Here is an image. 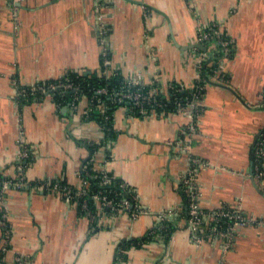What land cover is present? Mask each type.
I'll use <instances>...</instances> for the list:
<instances>
[{"label":"crops","instance_id":"1","mask_svg":"<svg viewBox=\"0 0 264 264\" xmlns=\"http://www.w3.org/2000/svg\"><path fill=\"white\" fill-rule=\"evenodd\" d=\"M97 11L109 25L110 66L145 78L157 72L164 83L191 84L196 52L203 50L191 46L198 25L217 22L225 30L232 43L223 63L226 86L206 84L191 147L211 164L197 174L200 204L210 208L233 200L246 212L264 215V179L252 174V148L264 128V0H0V171L14 175L17 144L24 139L34 148L29 182L45 177L77 185L89 161L123 178L148 208L136 217L101 215L93 225L55 192L8 188L12 234L3 260L14 264L16 254H29L32 264H264V227L244 228L224 254L208 242L194 244L183 218L176 219L168 240L134 242L154 227L158 212L185 210L179 174L188 157L171 149L184 115L132 116L117 107L114 140L90 162L83 139L102 133L95 119H81L85 96L76 114L66 103L56 107L50 95L14 102V79L52 80L69 70L98 75Z\"/></svg>","mask_w":264,"mask_h":264},{"label":"built area","instance_id":"2","mask_svg":"<svg viewBox=\"0 0 264 264\" xmlns=\"http://www.w3.org/2000/svg\"><path fill=\"white\" fill-rule=\"evenodd\" d=\"M21 0H11V2ZM97 23V37L100 45V72L98 76L118 74L110 66L107 34L109 25L101 11L95 13ZM195 43L205 44L203 50L196 52L195 75L191 84L186 85L181 80L170 79L165 83L161 81L155 72L145 78L139 71H133L126 75L120 74L117 84L103 83L90 85L80 82L62 73L52 80L36 81L32 83H20L13 80L15 93L14 102L21 105L22 99L38 98V96L52 97L56 107L67 104L70 112L76 114L80 99L87 98V106L81 112V119H95L93 114L98 112L101 121L102 136L91 139L84 138V143L90 150L89 160L92 155L101 148L108 146L114 140L110 137V130L114 129L113 119L105 112L106 105L114 104L124 107L132 116H146L149 114L166 115L177 112L184 115L186 123L179 135L171 144V149L179 156L188 157V165L183 169L179 178L186 201L184 211L177 208H168L158 212L156 223L158 227L164 226L166 220H178L183 218L190 232L192 242L199 245L204 242L216 245L222 254L232 247V241L244 228L249 226L264 227V215L244 211L237 201L223 202L216 207H202L200 204V187L198 171L209 167L211 164L191 153V147L198 131L199 116L202 112V100L209 80L218 83L226 82V76L222 73L224 59L230 55L232 49L231 39L217 22L206 25H198L196 28ZM215 56H217L215 58ZM210 59V60H209ZM214 66L211 72L204 71V65ZM80 75V71L76 74ZM87 90L90 92L87 95ZM68 92V99H62ZM86 94H85V93ZM59 93L58 98L55 95ZM264 95V91L262 92ZM54 97V99H53ZM258 137L253 146L252 174L256 180L264 179V138ZM34 154L32 144L21 139L15 153V173L13 176L3 174L0 171V222L2 231L0 235V264H7L3 260V253L9 248L12 230L7 219L5 193L8 188H23L31 185L36 189L55 192L68 202H73L87 215L93 225L98 222V216L107 215L114 219L118 213L125 212L132 217L148 211L139 202L137 192L123 178L116 180L104 168H95L90 163L83 165L85 177L80 173L81 181L72 185L60 179L41 178L29 182L26 170L31 163ZM89 164L90 166H87ZM87 166V167H86ZM94 170L92 172L91 170ZM90 179L97 180V186L90 183ZM114 185L116 188H112ZM94 205V208L92 207ZM96 221V223H95ZM162 239V238H160ZM14 264H32L29 254H16Z\"/></svg>","mask_w":264,"mask_h":264},{"label":"trees","instance_id":"3","mask_svg":"<svg viewBox=\"0 0 264 264\" xmlns=\"http://www.w3.org/2000/svg\"><path fill=\"white\" fill-rule=\"evenodd\" d=\"M109 55H110V52H109ZM230 55H231V52H230ZM216 57L217 56H215V58ZM100 60H101V57H100ZM213 66H214V63H213V65H210V66H208V64L204 65V71L211 72ZM117 72H118V74H113V75H109V76H98L95 73H88V74L86 73L85 74V73H82V72H80V75L77 76L76 74L78 73V71H76V70H69V71H67L65 73H67L68 76L74 78L76 81L80 82L81 85H84L86 82H89L90 85H100V84H103V83L116 85L118 80L121 78V76H120L121 73L119 71H117ZM86 93H87V95L90 94V92L88 90H87ZM59 96H60L59 93H57L55 95L56 98H58ZM40 97L41 96H38V98H40ZM53 99H54V97H53ZM62 99L64 101L66 99H68V92L65 94V96ZM28 100H30V99H22L20 101H21V103H24V102H27ZM117 107H118V105H114V104L106 105L105 112L108 113L110 115V117L113 119V111ZM93 118H95L99 122L101 121V119H100V117L98 115V112H95L93 114ZM261 132H262V134L260 135L259 138H264V128L261 130ZM110 137H112V138L115 137V130L114 129L110 130ZM252 155H253V153H252ZM86 163L87 162H85L84 164H86ZM87 166H90V165L87 164ZM91 171L94 172V170H91ZM81 172L83 173L82 176L85 177L84 170H81ZM114 178L116 180H120L119 177H117V178L114 177ZM90 183L93 186H97V180L96 179H90ZM111 187L112 188H116L114 185H112ZM92 207L94 208V205H92ZM0 213H1V211H0ZM163 223H164V226L161 227V228L158 227L159 223H156L154 225V227L151 228L148 231V234H146L143 238L135 239L134 242L136 244H139L142 241L152 240V239H154L155 236H158L159 238H162V240H168V238L170 237L172 231L177 227V224H176L177 222H176V220H166ZM126 243H129V241L126 242Z\"/></svg>","mask_w":264,"mask_h":264},{"label":"water","instance_id":"4","mask_svg":"<svg viewBox=\"0 0 264 264\" xmlns=\"http://www.w3.org/2000/svg\"><path fill=\"white\" fill-rule=\"evenodd\" d=\"M191 46H199L200 48L204 49V46L201 44V43H195V44H192ZM219 85H223V86H226L222 83H219ZM252 176V175H251ZM256 188L259 190V188L256 186ZM260 191V190H259Z\"/></svg>","mask_w":264,"mask_h":264}]
</instances>
